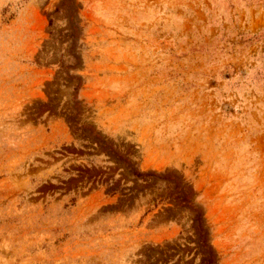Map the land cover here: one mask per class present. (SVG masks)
Here are the masks:
<instances>
[{
    "label": "rangeland",
    "instance_id": "1",
    "mask_svg": "<svg viewBox=\"0 0 264 264\" xmlns=\"http://www.w3.org/2000/svg\"><path fill=\"white\" fill-rule=\"evenodd\" d=\"M0 264H264V0H0Z\"/></svg>",
    "mask_w": 264,
    "mask_h": 264
},
{
    "label": "trees",
    "instance_id": "2",
    "mask_svg": "<svg viewBox=\"0 0 264 264\" xmlns=\"http://www.w3.org/2000/svg\"><path fill=\"white\" fill-rule=\"evenodd\" d=\"M49 24H51V20L49 21Z\"/></svg>",
    "mask_w": 264,
    "mask_h": 264
}]
</instances>
